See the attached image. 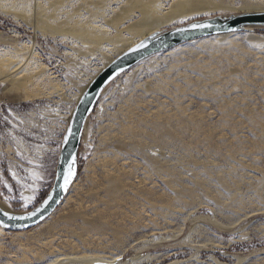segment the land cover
I'll return each instance as SVG.
<instances>
[{
	"label": "rangeland",
	"instance_id": "1",
	"mask_svg": "<svg viewBox=\"0 0 264 264\" xmlns=\"http://www.w3.org/2000/svg\"><path fill=\"white\" fill-rule=\"evenodd\" d=\"M157 1L167 13L179 0ZM213 5L155 33L264 10V0ZM137 8L0 0V57L31 80L12 87L0 73L8 212L28 213L51 191L72 112L121 55L117 39L135 38ZM235 34L154 55L112 82L88 120L74 187L42 224L0 233V264H264V29Z\"/></svg>",
	"mask_w": 264,
	"mask_h": 264
},
{
	"label": "water",
	"instance_id": "2",
	"mask_svg": "<svg viewBox=\"0 0 264 264\" xmlns=\"http://www.w3.org/2000/svg\"><path fill=\"white\" fill-rule=\"evenodd\" d=\"M264 29V13L246 12L197 20L169 31L156 32L127 49L111 61L80 96L64 135L54 185L45 200L25 214H13L0 208V228L9 232L28 231L45 222L62 204L75 183L78 156L90 116L108 86L140 62L183 44L233 33ZM72 171L67 185L65 177ZM102 264V263H99Z\"/></svg>",
	"mask_w": 264,
	"mask_h": 264
},
{
	"label": "bare ground",
	"instance_id": "3",
	"mask_svg": "<svg viewBox=\"0 0 264 264\" xmlns=\"http://www.w3.org/2000/svg\"><path fill=\"white\" fill-rule=\"evenodd\" d=\"M133 3H135V6L138 7L136 11L140 14L141 19L139 22H137L134 25H131L127 29L130 34L135 36L134 39L132 38V40L130 41H126V39L125 40L117 39L118 43L116 42L115 44L116 46L117 44L118 46L120 44L118 48L119 54L124 53L127 49H129L136 43L154 34L155 31H157L161 26L165 24H169L170 22H173L181 17H188L195 13H198L201 11L203 12L209 9L211 6H214L213 0H183V1L179 0L176 2V4L173 6V8L169 12L162 13L161 2H158L157 0H133ZM252 12L264 13V10H259V11L257 10V11H252ZM74 35H76L79 38H82L83 40L84 39L88 40V42L95 47L96 46L98 47V45H100V43L103 40L101 35L98 36L95 32L91 30L86 31L84 29L83 30L77 29V31L74 32ZM233 35H237V34L233 33V34H227V35L214 36L215 38L214 43L226 42L229 37H234ZM214 38L212 37L211 39H214ZM26 68L27 67L24 63L11 62L9 60L4 61L3 58L0 57L1 79L3 80V82L11 84L12 87L23 88V89L29 88V86L31 85L30 83L31 80H30V77H26L25 75V73L27 72ZM85 132H86V129H85ZM73 187H74V184L72 188ZM0 208L3 211L8 212V209L3 204H0ZM5 231L6 230L0 228L1 234H3ZM93 261L97 263H109V262L102 261V260H93Z\"/></svg>",
	"mask_w": 264,
	"mask_h": 264
},
{
	"label": "snow or ice",
	"instance_id": "4",
	"mask_svg": "<svg viewBox=\"0 0 264 264\" xmlns=\"http://www.w3.org/2000/svg\"><path fill=\"white\" fill-rule=\"evenodd\" d=\"M72 176V171L71 169H69V173L68 175L65 177V185H67V183L69 182V180L71 179Z\"/></svg>",
	"mask_w": 264,
	"mask_h": 264
}]
</instances>
